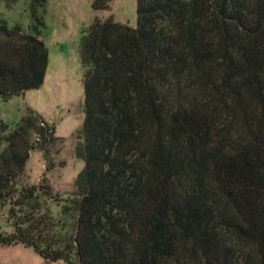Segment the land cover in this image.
Listing matches in <instances>:
<instances>
[{"label":"trees","instance_id":"1","mask_svg":"<svg viewBox=\"0 0 264 264\" xmlns=\"http://www.w3.org/2000/svg\"><path fill=\"white\" fill-rule=\"evenodd\" d=\"M46 2L30 0L27 33L0 15V99L44 83ZM137 14L136 28L95 19L82 43L73 247L22 225L0 242L66 264H239L250 246L264 264V0H137ZM21 123L0 154L12 216L37 198L13 184L34 119Z\"/></svg>","mask_w":264,"mask_h":264},{"label":"rangeland","instance_id":"2","mask_svg":"<svg viewBox=\"0 0 264 264\" xmlns=\"http://www.w3.org/2000/svg\"><path fill=\"white\" fill-rule=\"evenodd\" d=\"M30 0H0V15L10 26L20 25L25 33L36 23L30 16ZM99 5L100 10L94 9ZM45 27L39 31L48 51V66L43 85L9 99H0V154L8 143L5 139L24 120L34 119L29 129V159L15 179V191L36 189L37 198L28 200L22 212L11 215L9 201L0 204V241L15 232V227L32 228L55 248L73 247L77 232V215L68 213L76 196V180L85 168L78 157L84 145L85 69L81 48L95 19H113L136 28L137 0H47L45 10L38 12ZM191 99L201 100L195 89ZM8 196V195H6ZM4 200H8L4 196ZM241 263L252 259L250 246L237 247ZM185 264H193L186 255ZM77 263L75 253L72 254ZM0 264H66L46 262L33 249L19 242H0ZM173 264H176L173 262Z\"/></svg>","mask_w":264,"mask_h":264}]
</instances>
